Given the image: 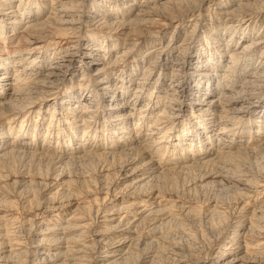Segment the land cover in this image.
I'll use <instances>...</instances> for the list:
<instances>
[{
    "label": "bare ground",
    "instance_id": "bare-ground-1",
    "mask_svg": "<svg viewBox=\"0 0 264 264\" xmlns=\"http://www.w3.org/2000/svg\"><path fill=\"white\" fill-rule=\"evenodd\" d=\"M263 90L264 0H0V264H160L169 226L193 212L160 181L193 169L238 189L231 231L205 228L215 239L194 264H264V174L242 166L264 150ZM42 110L60 122L56 144L34 138ZM122 155L102 204L79 201L67 166ZM22 157L57 168L30 176L48 191L21 202L20 220L5 186Z\"/></svg>",
    "mask_w": 264,
    "mask_h": 264
},
{
    "label": "rangeland",
    "instance_id": "rangeland-1",
    "mask_svg": "<svg viewBox=\"0 0 264 264\" xmlns=\"http://www.w3.org/2000/svg\"><path fill=\"white\" fill-rule=\"evenodd\" d=\"M197 44H195V41H194L193 42L194 46L192 45L191 48L195 49V47H197ZM174 57H175V54L174 56H172V59H174ZM171 60L168 66L171 63ZM164 87H167V84H165ZM152 89L153 88H150L146 91L145 98H144L145 101L148 99L149 92H151ZM185 93L186 92H184L182 97H180V100L178 103H182V101L185 99ZM29 100H30V97L28 96L23 102L27 103L29 102ZM50 110L52 111V109ZM51 111H49L48 114H45L43 113V110H42V114H40V116L41 117L44 116L43 118L44 120L42 121L43 124L39 125V127L37 128V135L34 138L35 139L39 138L40 142H42L45 138L44 135L49 131L48 134L51 135L50 139L53 138L51 144H56L57 140H60L56 136L58 135L61 136V135L56 134L55 128L60 124V122L58 121V119H56L55 115L52 116L50 114ZM35 112L33 113V118L36 119L38 112L37 111ZM51 116L54 119H51ZM192 126L195 127V125H192ZM215 127L217 128L218 124ZM28 128L30 131V138H32L31 134L34 131L33 129L34 127L33 125L28 124ZM144 130L146 131L147 127H145ZM110 134L111 132L106 131V135H110ZM191 136L192 137L194 136V138L201 137L200 135H196L193 132H191ZM246 137H249V136H246ZM65 138L66 137H64V139ZM50 139L47 138L46 140H50ZM216 142H218V140H216ZM242 159L244 162L242 166H246L248 167V169H251L253 173H255L254 174L255 178L257 176H260V174H264V150L263 151L261 150L260 152L258 151L256 152V154L255 153L249 154L247 155V157H243ZM124 162H125V156L122 155V156H117L115 158H109V159H105V158L87 159V161L84 160V161H80L76 163H71L67 166V168L65 167L69 175L74 180V190L77 191L78 193H81L82 197L84 196L83 198L79 199V201H82L83 204L86 201H88L89 203H92L95 206L101 205L103 202V197L105 195L103 188H101L102 186L101 183H103V180H104V181H108V184L110 186L119 184L121 180L118 178L120 175V168ZM56 168H57V164L54 159H51V160L32 159L31 161V159L27 157H22L20 159H17L16 162L11 167H9L10 169L9 172L11 171L10 177L17 176L18 179H16L17 182L15 185L9 184L8 186H5V187L9 188L8 190L11 193L10 198L14 199L18 203V206L20 207L19 209H15V215H17L20 220L28 218L27 216H25V212L23 213V207H21L22 206L21 202L23 200L32 199L33 197H36L39 200L41 196L43 195L45 196L46 192L48 191V190H45V187L41 184H38V183L31 184L32 182H35V181H31V179L29 180L30 176L39 174L40 177L47 178L48 176H51L53 173H55ZM203 171L204 170L193 169L187 172L173 173L170 176L166 177L163 182L160 181L159 186L162 188V190H164V192L167 195L172 194L171 191H173L174 194H172L170 199L174 200L175 198H177L176 196H179L181 198L184 196L182 199L185 200V199L190 198L189 201L191 202V204L193 203L192 204L193 212L191 215L192 220L191 219L182 220L183 225L180 223L178 224V221H174L169 226L170 231L168 232L170 235L168 236L167 241H165L166 244L162 242L159 248L160 252L163 251L161 252L162 258L160 260V264H172L173 262H175L174 257L177 256L176 253L180 255L183 253L182 256H185L186 258H188V260L191 259V261H193V264H194L195 263L194 260L196 258H198L199 256L201 257L204 255H207L209 247L213 243V241L211 243V240L215 239L214 237L215 233L210 234L206 230L209 227V225H213V224L216 226L218 225L217 226L218 229L220 227L228 225L227 226L229 228L228 231H231L230 230L231 226L233 227V224L238 219L237 217L238 213L236 211L237 210L236 209V200H237L236 197L238 196L236 190L238 189L235 190V187L232 188V184L230 185V183H227V182H218V183L213 182L212 185L211 184L206 185V184L201 183L200 178H201ZM10 177L8 179H4L3 183H5L6 181H8V183L13 182V179L12 178L10 179ZM24 178H27V179H24ZM86 189L87 190L89 189L88 194H85ZM211 202L217 203L218 204L217 208L221 210V213L225 215L227 214V215L221 218L220 214L209 213L207 211V208L209 206L208 204ZM194 204H197V205H194ZM33 211H31V213ZM201 233H203L204 238H203V235H201ZM175 234L177 235L175 236ZM16 235L18 236L17 238L23 239L26 244H28L30 239L34 237L33 232L27 229V227L20 228L19 232H17ZM172 236L174 239L172 238ZM171 242L173 245L171 244ZM161 246L162 247L164 246V247L161 248ZM170 247H172L173 250ZM135 250H137L136 252H138L139 257H143L146 255L145 253L147 249L144 250V253H143V250H140V249H135ZM23 258L25 259L26 257H23ZM23 258L19 259V261H23L24 263L27 264V262L25 261L26 259L24 260ZM168 258L169 259L172 258V259L169 260ZM135 262H136V258L133 257V259H131V261H129L128 264H135ZM69 264H72V263H69Z\"/></svg>",
    "mask_w": 264,
    "mask_h": 264
}]
</instances>
